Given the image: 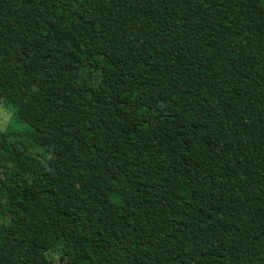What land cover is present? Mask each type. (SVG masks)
Segmentation results:
<instances>
[{"label":"trees","instance_id":"16d2710c","mask_svg":"<svg viewBox=\"0 0 264 264\" xmlns=\"http://www.w3.org/2000/svg\"><path fill=\"white\" fill-rule=\"evenodd\" d=\"M0 264H264V0H0Z\"/></svg>","mask_w":264,"mask_h":264},{"label":"rangeland","instance_id":"374dc122","mask_svg":"<svg viewBox=\"0 0 264 264\" xmlns=\"http://www.w3.org/2000/svg\"><path fill=\"white\" fill-rule=\"evenodd\" d=\"M12 108L8 104L2 106V111L0 112V129H7L11 126H16V128L26 126L24 123L18 122L16 116L11 115V112L14 111Z\"/></svg>","mask_w":264,"mask_h":264}]
</instances>
